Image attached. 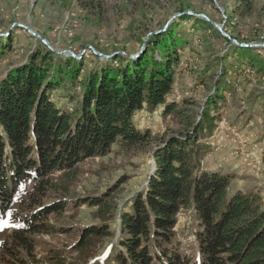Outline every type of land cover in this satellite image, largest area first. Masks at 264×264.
Masks as SVG:
<instances>
[{"label":"trees","instance_id":"obj_1","mask_svg":"<svg viewBox=\"0 0 264 264\" xmlns=\"http://www.w3.org/2000/svg\"><path fill=\"white\" fill-rule=\"evenodd\" d=\"M79 1L84 7L95 3ZM190 20L195 33L208 28L227 40L208 20L182 14L152 34L136 58L119 53L106 59L93 52L101 64L87 73L83 60L57 54L38 38L23 61L1 71L14 36H0V224L10 221L0 241V264H264L261 194L228 196L231 177L202 169L198 142L221 118L225 95L239 77L237 59L253 62L250 51L258 48L231 42L229 54L216 56L220 73L198 118L182 116L180 134L153 150L152 173L140 190L123 203L118 182L101 192H75L84 161L106 156L114 144L139 152L152 143L150 131L134 120L145 104L179 115L168 96L195 36L180 27ZM212 64L199 73L198 84L207 83ZM68 84L75 91L80 87L72 112L53 99L58 89L68 94ZM83 204L93 209V224L76 230L60 224ZM188 208L197 219L194 253L184 249L176 229L180 212ZM59 232L70 244L49 245L39 256L42 236Z\"/></svg>","mask_w":264,"mask_h":264},{"label":"rangeland","instance_id":"obj_2","mask_svg":"<svg viewBox=\"0 0 264 264\" xmlns=\"http://www.w3.org/2000/svg\"><path fill=\"white\" fill-rule=\"evenodd\" d=\"M93 1L94 4L84 7L79 0H0V36H14L13 49L2 61L1 71L10 64L23 61L35 47L37 37L26 27L45 37L54 49L65 52L61 55L69 56L68 51H73L76 55L73 57L85 62V73L101 64L95 60L94 51L104 55L115 52L139 55L143 43L145 48L153 32L162 30L182 14L204 18L212 25L214 21L230 38L214 25L227 40L219 38L208 28L197 29L195 33L192 20L180 25L195 36L180 60L174 91L168 96V102H177L179 115L173 112L164 115L163 107L150 110L145 104L134 120L137 127L150 131L154 139L152 143L139 152H126L119 144H114L106 156L84 161L80 165L82 175L75 192L80 195L101 192L118 182V196L123 203L140 190L152 173L153 150L168 137L180 134L182 116L189 114L198 118L204 100L211 92L212 82L220 73L221 63L216 56L229 54L231 42L235 45L239 42L257 44L238 46L258 49L250 51L253 62L237 59L239 77L234 79L233 90L225 95V106L219 111L221 118L213 133L198 141L204 150L200 165L206 171H218L231 177L228 196L236 191L259 192L264 208V70L261 69L264 65V0ZM149 33L152 34L147 36ZM211 62L214 64L207 73V83L198 84L199 73ZM68 85L69 93L76 96L73 101L64 88L56 90L53 99L61 108L72 112L80 87L76 86V92L75 87ZM92 212V208L83 204L71 210L60 224L75 230L93 224ZM9 224V218L2 220L0 241L9 231ZM176 229L184 249L194 253L197 219L192 208L180 212ZM70 242L66 233L42 236L39 256H43L49 245L64 247ZM42 264L49 263L43 261Z\"/></svg>","mask_w":264,"mask_h":264},{"label":"water","instance_id":"obj_3","mask_svg":"<svg viewBox=\"0 0 264 264\" xmlns=\"http://www.w3.org/2000/svg\"><path fill=\"white\" fill-rule=\"evenodd\" d=\"M179 15H180V14H179ZM175 17H176V16H174L173 19H174ZM212 23H213V25L216 26L219 30H221V32H222L223 35H225V36H227V37L230 38V36H229L226 32L223 31V29H222L221 26H219L218 24H216L214 21H212ZM168 25H169V24H167L162 30L155 31V32H153V33H154V34H155V33H160V32H162V31L166 30V28L168 27ZM26 28L29 30L30 33H32L33 35H35L37 38H40L45 44L48 45V47H50V48H51L52 50H54L56 53L65 54L64 51L57 50V49H54L53 47H51V46L48 44V42H47V40L45 39V37H43L42 35H40V34L34 32V31H32V30H31L30 28H28V27H26ZM150 34H152V33H149L147 36H149ZM144 41H145V40H144ZM237 44L240 45V46H256V45H257V44H246V43H239V42H237ZM143 48H144V43H143V45H142V47L140 48L139 51L142 52V49H143ZM68 52H69L72 56H76L75 53H74L73 51L69 50ZM140 52H139V53H140ZM94 53H96L100 58H111V57H113L114 55L118 54L117 52H115V53H112V54H110V55H104V54H102V53H100V52H97V51H94ZM137 55H138V54L130 55V57H136Z\"/></svg>","mask_w":264,"mask_h":264}]
</instances>
